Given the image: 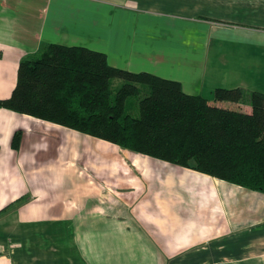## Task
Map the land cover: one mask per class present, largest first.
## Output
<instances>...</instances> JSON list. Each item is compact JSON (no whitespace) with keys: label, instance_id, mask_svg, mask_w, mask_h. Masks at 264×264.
Wrapping results in <instances>:
<instances>
[{"label":"crops","instance_id":"1","mask_svg":"<svg viewBox=\"0 0 264 264\" xmlns=\"http://www.w3.org/2000/svg\"><path fill=\"white\" fill-rule=\"evenodd\" d=\"M50 44L264 93V0H0V100ZM0 264H264V195L2 109Z\"/></svg>","mask_w":264,"mask_h":264},{"label":"trees","instance_id":"2","mask_svg":"<svg viewBox=\"0 0 264 264\" xmlns=\"http://www.w3.org/2000/svg\"><path fill=\"white\" fill-rule=\"evenodd\" d=\"M212 101L180 83L110 66L104 54L50 44L18 65L0 110L40 119L121 150L264 195V93L215 89ZM213 102V103H211ZM16 132L12 147H19Z\"/></svg>","mask_w":264,"mask_h":264},{"label":"rangeland","instance_id":"3","mask_svg":"<svg viewBox=\"0 0 264 264\" xmlns=\"http://www.w3.org/2000/svg\"><path fill=\"white\" fill-rule=\"evenodd\" d=\"M218 23H222V24H223V26L221 27V28H222L221 30H223V31H221V32H225L227 29H231V28H229L227 25H225L226 23L224 24V23L221 22V21H218ZM235 30H236V29H235ZM206 95H207L206 97H208V96L210 97V99H207V98H206V100H208V101H212V96H213V95H212V94H211V95H210V94H206ZM248 95H249V94H247V93H246V95H245V94L243 95V99H242V101H241V106L239 107V108H241V110H242V109H246V107L249 106V105H248V99H249V96H248ZM203 97H204V96H203ZM204 99H205V98H204ZM211 103H213V102H211ZM224 107H226V108H233V109H236V110H237V108H238L237 106L235 107V106L230 105V104H228V105L225 104ZM243 111H244V110H243Z\"/></svg>","mask_w":264,"mask_h":264}]
</instances>
